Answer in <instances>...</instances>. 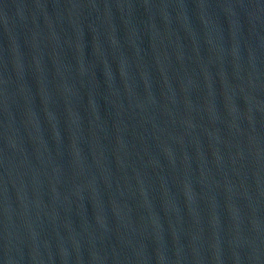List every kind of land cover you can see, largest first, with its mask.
Segmentation results:
<instances>
[{
  "label": "water",
  "instance_id": "water-1",
  "mask_svg": "<svg viewBox=\"0 0 264 264\" xmlns=\"http://www.w3.org/2000/svg\"><path fill=\"white\" fill-rule=\"evenodd\" d=\"M0 264H264V0H0Z\"/></svg>",
  "mask_w": 264,
  "mask_h": 264
}]
</instances>
